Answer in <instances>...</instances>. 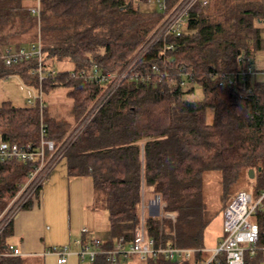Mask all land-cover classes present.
<instances>
[{"label":"trees","instance_id":"16d2710c","mask_svg":"<svg viewBox=\"0 0 264 264\" xmlns=\"http://www.w3.org/2000/svg\"><path fill=\"white\" fill-rule=\"evenodd\" d=\"M30 5V0H0V52L8 45L29 47L40 37L47 76L41 80L34 72V58L12 66L0 59V78L17 74L26 85L41 88L43 96L66 88L80 116L71 123L50 115L45 100L43 109L38 102L20 106L6 100L0 104V138L37 144L43 123L47 137L58 143L83 120L103 88L77 72L93 64L104 72L120 69L163 13L137 0H41L38 16ZM168 44L173 47L165 54L164 41L146 54L64 155L70 176L92 178L96 204L108 213L104 248L121 237L127 243L134 239L144 195L159 196L161 204L160 215L144 216L148 236L157 244L203 248L212 220L202 198L208 171L220 174L226 191L234 189L225 206L244 184L254 182L255 198L264 191V76L247 75L236 86L215 77L238 70L239 57L254 65L257 54L264 53V0H211L207 9L196 6L186 31L171 36ZM64 58L74 68L56 70V61ZM154 62L167 66L171 84L152 70ZM181 71L194 79L192 88L181 87ZM198 89L200 98L189 97ZM29 168L23 161L0 162V212ZM252 219L259 226L258 246L264 247V200ZM9 227L0 235V264H30L25 257L5 254ZM200 256L181 262L149 256L145 264H195ZM263 256L261 249L247 252L243 264H264ZM92 264L110 263L98 256ZM213 264L228 263L220 257Z\"/></svg>","mask_w":264,"mask_h":264},{"label":"built area","instance_id":"2783aa9c","mask_svg":"<svg viewBox=\"0 0 264 264\" xmlns=\"http://www.w3.org/2000/svg\"><path fill=\"white\" fill-rule=\"evenodd\" d=\"M30 12L39 15L41 11V0H30ZM211 0H137L149 8L158 9L163 13V18L155 31L149 35L148 39L135 51L128 59L127 63L117 71L104 72L97 64H93L89 69H81L76 76L85 81L98 82L102 84V91L95 99L87 115L81 120L60 142H56L47 137L46 128L43 123L40 125V141L37 144L10 143L0 138V162L18 160L30 165L25 182L20 184L18 191L12 197L10 203L0 214V235L12 224L17 214L34 200L42 185L47 180L51 172L62 160L71 144L83 131L87 123L94 117L97 111L104 105L108 98L118 89L120 84L127 79L139 66L140 61L148 52L153 50L160 41L165 45L162 54L167 49L173 47L168 44L171 36L185 32L191 19L192 10L199 6L206 8ZM34 58L36 61L35 71L42 80L47 76L44 68V52L41 41L33 43L29 47L16 48L12 45L3 47L0 52V59L6 66H12L25 59ZM168 59V63H170ZM241 67L236 71H221L215 77L223 83L238 85L247 75H258L255 66L244 57H239ZM151 68L159 75L160 80H166L169 84L174 81V77L167 70V66L161 68L156 62L151 64ZM50 72H48L49 74ZM56 71L53 70L52 74ZM181 76L180 85L185 89L192 88L195 81L186 71L179 72ZM149 79V77L147 78ZM29 105H36L43 109L45 107L44 96L40 88L36 101L29 99ZM264 191L254 197L252 192L240 190L223 210L224 235L218 242L216 248L211 250V256L203 258L204 248L178 247L171 244H157L156 240L146 233L144 221L137 230L134 239L127 243L122 237L111 247L104 248L103 241L99 237L90 234L87 227L81 228L83 237L74 240V244L79 246L78 250H73L71 243L50 250L57 257L58 264L68 262L72 253H76L80 258L94 262L98 256L103 255L110 264H119L120 259H129L133 256L147 258L162 255L166 259L173 261H184L201 254L195 264H213L219 262L223 257L228 264H243L247 252L255 254L264 247L258 246L259 226L252 219L258 209L263 208ZM153 206H158L160 213L161 204L159 196H155ZM90 234V236H89ZM85 235V236H84ZM87 235V237H86ZM6 255L18 256L22 252L20 248L8 244ZM264 263V256H263Z\"/></svg>","mask_w":264,"mask_h":264},{"label":"rangeland","instance_id":"374dc122","mask_svg":"<svg viewBox=\"0 0 264 264\" xmlns=\"http://www.w3.org/2000/svg\"><path fill=\"white\" fill-rule=\"evenodd\" d=\"M210 7V4L209 6ZM206 7L205 9H207ZM40 37H39V40ZM42 44V42H41ZM55 59V58H54ZM54 61V60H53ZM57 64H55L56 70H65V69H73L74 64L69 59L64 58L62 60H57ZM254 66L257 71L264 73V53H259L255 57ZM261 76H263L261 74ZM66 88H55L46 96L44 95V100L49 105V114L56 117H63L71 123H75L79 119V113L74 110L72 100L67 97ZM39 94V89L26 85L21 77L17 74L10 75L9 77L0 78V104L3 101L10 100L15 105H29L28 100L31 99L34 102L36 101V97ZM189 97L200 98L201 92L198 91ZM61 162L63 164H67V160L64 157ZM60 163V162H59ZM27 178V177H26ZM26 180V179H25ZM24 180V182H25ZM92 178L86 176L85 178H74L70 176V181L68 185V191L70 196V210L72 215V221L76 225L86 224L89 227H92L90 230L93 231V227L96 226L95 233H90L91 235H98L103 239H106L109 235L110 231V223L108 220V214L106 210L99 207L97 203V198H95L94 187L92 183ZM253 184L254 182H250L248 184H244L239 188L242 190H247L253 192ZM56 188V187H54ZM54 188L50 190V192H54ZM234 189H229L226 191L221 183L220 174L217 171H208L203 178V193L202 198L205 202L208 215L212 218L211 222L205 229L204 232V249L205 251L202 253L203 258L207 259L211 256V250L216 248L218 245L219 239H221L224 235V227H223V207L231 198H228L229 195L233 192ZM88 196L90 199H93V210L95 209L96 219L93 220L90 215L86 216L84 214V210L82 206L85 204V200L88 201ZM156 196V195H155ZM155 196L148 197L144 195V201L142 203V210H144V214L151 213L153 215H160L158 213V206H153V200H155ZM88 198V199H87ZM12 199V198H11ZM8 200L6 206L2 209L0 214L5 210V208L10 203ZM98 210V211H96ZM173 216V215H171ZM94 225V226H93ZM120 259V263L123 264L126 260ZM144 262V260H143Z\"/></svg>","mask_w":264,"mask_h":264},{"label":"crops","instance_id":"0c3cea01","mask_svg":"<svg viewBox=\"0 0 264 264\" xmlns=\"http://www.w3.org/2000/svg\"><path fill=\"white\" fill-rule=\"evenodd\" d=\"M262 75L264 76V73ZM71 177L85 178L86 176ZM69 181L67 164L60 161L42 185L37 197L30 202L29 207H25L17 214L9 227L6 243L20 248L22 254L19 256L25 257L30 264H58L56 255L50 250L67 243L72 244L74 251L78 250L79 246L74 244V240L83 237L81 228L87 227L89 230L92 228L86 224L76 225L72 221L68 194ZM53 188L54 192L52 193L50 190ZM88 198L82 209L86 216L90 215L95 220L93 199H90L89 196ZM144 216V210H142L143 221ZM95 227H93V231L90 230V233H95ZM95 236L102 239L103 242H107L108 237L103 239L96 234ZM145 259L133 256L129 260H122H126L123 264H145ZM65 264H92V262L80 258L74 252Z\"/></svg>","mask_w":264,"mask_h":264},{"label":"water","instance_id":"95a60500","mask_svg":"<svg viewBox=\"0 0 264 264\" xmlns=\"http://www.w3.org/2000/svg\"><path fill=\"white\" fill-rule=\"evenodd\" d=\"M249 172H250V177H253L254 171L251 169Z\"/></svg>","mask_w":264,"mask_h":264}]
</instances>
